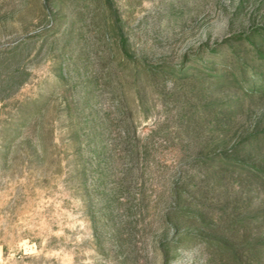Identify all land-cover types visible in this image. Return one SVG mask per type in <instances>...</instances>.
Segmentation results:
<instances>
[{
  "label": "rangeland",
  "instance_id": "obj_1",
  "mask_svg": "<svg viewBox=\"0 0 264 264\" xmlns=\"http://www.w3.org/2000/svg\"><path fill=\"white\" fill-rule=\"evenodd\" d=\"M0 264H264V0H0Z\"/></svg>",
  "mask_w": 264,
  "mask_h": 264
}]
</instances>
